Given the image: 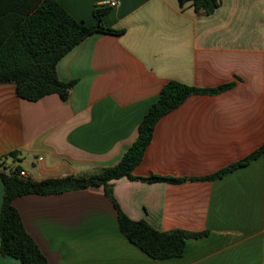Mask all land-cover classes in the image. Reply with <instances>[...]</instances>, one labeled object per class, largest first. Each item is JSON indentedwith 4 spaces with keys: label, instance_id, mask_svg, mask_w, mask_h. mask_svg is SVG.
Returning a JSON list of instances; mask_svg holds the SVG:
<instances>
[{
    "label": "crops",
    "instance_id": "1",
    "mask_svg": "<svg viewBox=\"0 0 264 264\" xmlns=\"http://www.w3.org/2000/svg\"><path fill=\"white\" fill-rule=\"evenodd\" d=\"M37 1L0 0V42ZM56 1L88 27L95 8L106 7L105 26L124 33L93 34L60 60L59 80L74 82L67 101L57 94L29 101L12 83L0 85V159L8 170L42 181L112 167L166 83L233 86L190 96L164 115L133 172L184 182L113 181L130 219L205 236L188 240L180 257L154 259L121 232L103 187L18 197L13 204L49 264H264V154L203 180L264 147V0H219L211 15L177 0ZM4 188L0 179V210ZM0 264L21 262L0 256Z\"/></svg>",
    "mask_w": 264,
    "mask_h": 264
},
{
    "label": "trees",
    "instance_id": "2",
    "mask_svg": "<svg viewBox=\"0 0 264 264\" xmlns=\"http://www.w3.org/2000/svg\"><path fill=\"white\" fill-rule=\"evenodd\" d=\"M38 0L36 6L25 14V18L13 26L8 37L0 42V85L12 83L21 99L38 101L50 94L61 99H69L74 82L59 80L57 64L87 37L105 33L121 35L124 29L106 27L104 16L110 11L106 7H96L93 15L95 24L91 27L74 19L56 0ZM180 6L191 3L199 15H211L219 6V0H177ZM233 86V83L217 88L201 89L178 81H169L162 88L157 101L144 115L138 127L135 143L124 154L118 164L96 171L90 175H73L58 179L33 181L20 176L16 167L8 170L0 159V179L4 184L2 209L0 210V256L17 259L21 264H49L34 239L29 235L22 218L13 202L21 196L57 195L67 191L103 187L105 195L113 202L121 232L132 244L154 259L167 260L180 257L186 242L198 239L207 232H188L174 229L163 232L154 229L143 220H132L120 208L114 197L113 181L122 178L141 180L145 183L165 182L180 184L184 178H166L133 175L141 163L143 155L153 139L154 129L167 113L181 106L194 95H218ZM264 154V147L252 152L244 159L232 163L214 175L203 180L219 179L238 168L248 165ZM14 154H8L15 161Z\"/></svg>",
    "mask_w": 264,
    "mask_h": 264
},
{
    "label": "built area",
    "instance_id": "3",
    "mask_svg": "<svg viewBox=\"0 0 264 264\" xmlns=\"http://www.w3.org/2000/svg\"><path fill=\"white\" fill-rule=\"evenodd\" d=\"M108 5L109 6H111V7H113V6H116L117 5V2H115V1H111V2H108ZM20 176H22V177H25L26 175H25V172H23V171H20Z\"/></svg>",
    "mask_w": 264,
    "mask_h": 264
}]
</instances>
